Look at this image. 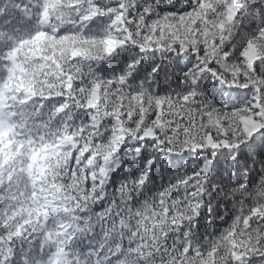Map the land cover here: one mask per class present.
Returning <instances> with one entry per match:
<instances>
[{"label": "snow or ice", "instance_id": "6c2138e0", "mask_svg": "<svg viewBox=\"0 0 264 264\" xmlns=\"http://www.w3.org/2000/svg\"><path fill=\"white\" fill-rule=\"evenodd\" d=\"M0 264H264V0H0Z\"/></svg>", "mask_w": 264, "mask_h": 264}]
</instances>
